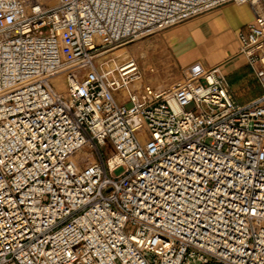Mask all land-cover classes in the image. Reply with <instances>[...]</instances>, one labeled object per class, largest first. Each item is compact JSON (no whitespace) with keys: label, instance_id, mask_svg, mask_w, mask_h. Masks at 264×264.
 Instances as JSON below:
<instances>
[{"label":"built area","instance_id":"1","mask_svg":"<svg viewBox=\"0 0 264 264\" xmlns=\"http://www.w3.org/2000/svg\"><path fill=\"white\" fill-rule=\"evenodd\" d=\"M230 5L247 105L224 64L98 62ZM0 264H264V0H0Z\"/></svg>","mask_w":264,"mask_h":264},{"label":"rangeland","instance_id":"2","mask_svg":"<svg viewBox=\"0 0 264 264\" xmlns=\"http://www.w3.org/2000/svg\"><path fill=\"white\" fill-rule=\"evenodd\" d=\"M234 7L241 13L242 18H246L245 8L248 9V6L234 5ZM210 16L201 15L157 33L151 38L114 49L100 57L98 62L108 67L107 64L114 60L116 55L123 51L128 52L130 58L138 61L143 82L158 92L172 89L175 84L183 80L186 69L193 62L208 61L211 65L222 52L234 53V46L236 49L239 47V44L235 43L237 28L224 31L222 29L217 33L210 29V26L218 16ZM231 18V21L238 22L239 18ZM251 20L252 17L248 18L247 22ZM124 60L117 62L116 66ZM122 172L123 170H118L116 174Z\"/></svg>","mask_w":264,"mask_h":264},{"label":"crops","instance_id":"3","mask_svg":"<svg viewBox=\"0 0 264 264\" xmlns=\"http://www.w3.org/2000/svg\"><path fill=\"white\" fill-rule=\"evenodd\" d=\"M245 10L247 12L245 16L246 18H242L241 13L236 7H234V5L226 6L217 11L206 14L211 15L210 17L218 16V18L212 21L210 29H213V31L219 33V31L222 29V31H224L237 28L235 31L236 35L237 31L245 27V25L248 23V18L252 16L251 10L249 8H245ZM231 17L234 19L236 17L239 18L238 22L231 21ZM236 41L235 43L237 45L238 42ZM204 64L207 67L224 64L223 70L227 76L229 88L235 95L236 101L239 105H247L263 94V89L252 69L247 65L245 59L239 55V47L236 49V46H234V53L222 52L219 55V58L211 65L208 63V61H206Z\"/></svg>","mask_w":264,"mask_h":264},{"label":"bare ground","instance_id":"4","mask_svg":"<svg viewBox=\"0 0 264 264\" xmlns=\"http://www.w3.org/2000/svg\"><path fill=\"white\" fill-rule=\"evenodd\" d=\"M127 51V50H126ZM119 53V52H118ZM130 53V52H129ZM117 54V53H116ZM142 56H145V55H142ZM115 57V56H114ZM129 59V55H128V52H120L118 55H116L115 59L112 60L111 62H109L107 64V68H112V69H116L122 62L126 61L127 59ZM122 59H125L124 61H122L119 65L116 66V63L117 62H120V60ZM53 84L56 86V88L58 90H64V82L61 80V79H57V80H54L53 81Z\"/></svg>","mask_w":264,"mask_h":264}]
</instances>
